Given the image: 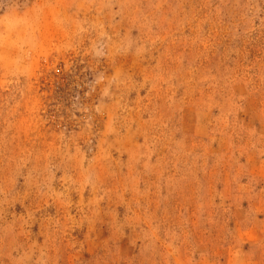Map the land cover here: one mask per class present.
<instances>
[{"label": "rangeland", "instance_id": "374dc122", "mask_svg": "<svg viewBox=\"0 0 264 264\" xmlns=\"http://www.w3.org/2000/svg\"><path fill=\"white\" fill-rule=\"evenodd\" d=\"M0 264H264V0H0Z\"/></svg>", "mask_w": 264, "mask_h": 264}]
</instances>
